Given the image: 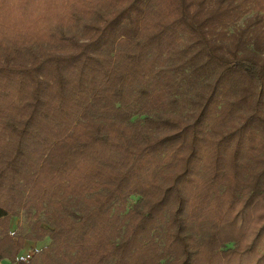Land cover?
<instances>
[{"label":"trees","instance_id":"trees-1","mask_svg":"<svg viewBox=\"0 0 264 264\" xmlns=\"http://www.w3.org/2000/svg\"><path fill=\"white\" fill-rule=\"evenodd\" d=\"M95 204L51 264H264V0H0V259Z\"/></svg>","mask_w":264,"mask_h":264},{"label":"rangeland","instance_id":"rangeland-1","mask_svg":"<svg viewBox=\"0 0 264 264\" xmlns=\"http://www.w3.org/2000/svg\"><path fill=\"white\" fill-rule=\"evenodd\" d=\"M80 170H82L81 164L77 165L74 163L71 170L73 182L79 181L80 176L78 173ZM79 189H82V187H76L75 191H78ZM101 211L102 210H99L95 204L91 218L95 216V221L98 222V225H93L95 221L92 224H89L88 227H90V229L86 232L85 237L76 238L75 236H72L74 238H63V236H56L58 240L55 239L53 241L54 237L51 236L50 233H46L41 237L35 235V233H37L36 231L39 230V226L43 228L44 231H46L45 228L48 227V224L45 221L47 220L48 209L46 210L45 206L42 210H37V212L32 208L28 215L25 214L23 209H20L18 215L10 217L9 225L11 224L12 227L10 230L15 233L26 234V236L29 235V237L27 236L28 238L24 239L23 247L19 250L17 256L22 252L31 251V259L27 264H51L57 259L66 260L69 257V253L76 254V246H79L80 249L77 251L76 256H71L72 259H80V257H84L91 247H96L98 250L106 245L109 246L110 242H108V240L111 238V231L116 229L115 224H118V221L116 218H113V225L108 227L110 218L106 217V214H100L99 212ZM61 214L59 212L56 215L58 221L62 217ZM60 221H64V218L62 217ZM58 232L59 230L56 234ZM129 240L131 244H134L135 246L138 245L136 235L132 236ZM260 242H264V234L257 236L255 244L257 245ZM25 244H27V247L24 248V246H26ZM50 245H52V247H46ZM263 249V244H259L257 247H254L253 251L255 253H262ZM253 257L254 254L250 253L248 256H243V260L247 258L250 261ZM234 264H237V256L234 257Z\"/></svg>","mask_w":264,"mask_h":264},{"label":"built area","instance_id":"built-area-1","mask_svg":"<svg viewBox=\"0 0 264 264\" xmlns=\"http://www.w3.org/2000/svg\"><path fill=\"white\" fill-rule=\"evenodd\" d=\"M31 251L22 252L17 256L18 261L27 262L31 258Z\"/></svg>","mask_w":264,"mask_h":264},{"label":"crops","instance_id":"crops-1","mask_svg":"<svg viewBox=\"0 0 264 264\" xmlns=\"http://www.w3.org/2000/svg\"><path fill=\"white\" fill-rule=\"evenodd\" d=\"M12 227H11V224H10V229H11ZM26 246H24V248L25 247H27V244H25ZM23 248V249H24ZM0 264H18V262H17V260L16 261H11V260H9L8 258H1L0 259Z\"/></svg>","mask_w":264,"mask_h":264}]
</instances>
